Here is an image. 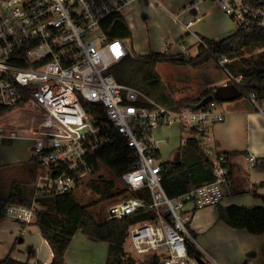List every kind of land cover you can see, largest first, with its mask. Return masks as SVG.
<instances>
[{
  "label": "built area",
  "instance_id": "1",
  "mask_svg": "<svg viewBox=\"0 0 264 264\" xmlns=\"http://www.w3.org/2000/svg\"><path fill=\"white\" fill-rule=\"evenodd\" d=\"M214 1L238 27L264 26L263 4ZM135 2L0 0V142L31 138L37 166L32 205L10 204L3 216L31 223L40 206L37 199L46 193L85 189L95 194L87 181L104 176L94 158L112 142L113 128L134 148L135 161L118 176L116 189L125 192L108 204L105 219L149 211L151 216L132 224L127 233L126 240L139 255L155 253L162 264H201L197 256L207 264H220L198 248L189 224L190 211L219 203L232 189L228 155L214 152L210 145L212 127L225 113L218 109L217 100L198 108L172 109L115 78L111 68L130 53V46L127 39L106 34L102 22L112 14L124 15ZM198 46L209 48L203 38ZM170 47L167 43L164 51ZM186 53L183 44L173 54ZM214 57L223 67L231 61L219 53ZM227 71L226 84L239 85L242 75ZM250 97L257 102L256 92ZM98 105L105 113L98 112ZM176 122L191 131L211 157L216 178L172 197L163 186V165L151 133ZM246 160L252 168L257 155L249 152ZM190 245L200 255H192Z\"/></svg>",
  "mask_w": 264,
  "mask_h": 264
},
{
  "label": "trees",
  "instance_id": "2",
  "mask_svg": "<svg viewBox=\"0 0 264 264\" xmlns=\"http://www.w3.org/2000/svg\"><path fill=\"white\" fill-rule=\"evenodd\" d=\"M252 3L264 5V0H250ZM102 28L110 37H121L133 43L132 30L122 14H112L102 22ZM209 48L198 47L197 54L189 57L183 54H169L166 51H152L147 54H128L118 64L111 68L115 78L122 83L142 90L146 95L157 102L172 108L183 109L197 108L196 105L213 90H205L199 97H185L175 99L169 88L162 80L157 66L162 62H187L193 67H198L208 62L215 53L228 56L231 61L227 63L229 70L234 75H242L238 85L243 94L256 92L257 99L264 98V56L253 62L247 61L243 65V55L246 48L253 49L264 45V26H255L251 30L241 27L221 39L203 38ZM131 48V47H130ZM186 57V59H185ZM98 112L105 113L103 106L98 105ZM112 142L102 148L94 158L98 172L105 168L111 175L94 176L87 181V186L99 196V201L108 204L117 200L125 190L119 191L118 176L128 170L135 161V150L128 144L125 136L115 129H111ZM9 140L4 139L2 143ZM30 161V162H29ZM29 161H20L0 165V221L3 213L10 204L32 205L35 188L29 187V171L34 175L37 166L32 158ZM163 186L168 195L174 197L191 188L201 186L213 181L215 168L211 157L201 148L197 139L187 138L179 147L178 161H162ZM18 171L22 179H14L13 173ZM232 170L228 177L233 179ZM18 175V174H17ZM33 178V176H32ZM256 187H264L261 181ZM82 189L64 193H46L39 197L40 208L36 211L35 223L40 227L42 235L47 239L54 257L49 264H68L65 259L66 251L75 233H82L107 241L109 243V261L107 264H137L135 259L127 256L124 248L129 227L151 216L149 211H141L121 219L96 218L90 208L92 204L83 203ZM261 197L263 204L256 206H242L231 204L227 207L230 224L235 228L246 229L252 234L264 233V195L254 192ZM192 255L200 252L192 245L189 246ZM112 258H116L117 262ZM0 264H43L32 263L29 260L21 261L8 254L0 260ZM146 264H162L159 256L153 253Z\"/></svg>",
  "mask_w": 264,
  "mask_h": 264
},
{
  "label": "crops",
  "instance_id": "3",
  "mask_svg": "<svg viewBox=\"0 0 264 264\" xmlns=\"http://www.w3.org/2000/svg\"><path fill=\"white\" fill-rule=\"evenodd\" d=\"M130 10L131 14L125 19L132 34L133 27L136 26L146 30L148 26L146 20L149 18L152 20L153 16L157 15L161 19L160 23L167 27L160 40L173 35L176 41L184 42L176 44L178 49L168 51L169 54L176 53L180 45L184 44L187 46L185 56L192 48L195 49V53H189L195 55L200 38L221 39L238 29L237 27L235 30H229L233 25L224 26L225 17H228L225 16L224 9L214 0H136ZM148 38L143 35L139 42L142 44H137V49L134 50L140 54L164 51L159 46H153ZM133 43H136L134 37ZM169 44L173 46V43ZM182 63L190 65L187 62H177L176 65ZM209 63L211 59L202 66ZM196 69L198 67H193V70ZM209 73L211 80L206 81L203 77L204 87L200 94L207 89L213 90V93L219 85L229 82L227 77L215 79V74ZM168 78L167 82L163 80L175 99L197 98L187 93V89L191 86L188 83L190 78L181 80L182 77L176 75L175 77L169 75ZM176 81L180 84L176 85ZM215 100L218 102V109L225 115L224 119L216 122L212 127L210 145L216 153H227L233 173V185L231 191L227 192L219 203L190 211L189 227L198 243V248L211 255L220 264H264V233L252 234L246 229L233 227L227 213V207L231 204L248 207L263 204L262 198L254 195V192L264 195V187H256L264 181V98L254 102L249 93L232 100ZM189 137L192 136H182L181 144ZM249 152L257 155V163L252 168L247 165L246 160ZM187 207L192 208V205L189 204ZM79 232L81 231L75 233L66 251L65 259L68 264L81 263L77 260V252L72 249L73 241ZM88 237L93 240L88 241L89 244L100 245L96 241L100 239ZM8 254L21 261L29 260L32 263L43 264L51 263L54 257L52 247L35 221L24 223L3 216L0 221V260ZM116 260L113 258V262Z\"/></svg>",
  "mask_w": 264,
  "mask_h": 264
},
{
  "label": "rangeland",
  "instance_id": "4",
  "mask_svg": "<svg viewBox=\"0 0 264 264\" xmlns=\"http://www.w3.org/2000/svg\"><path fill=\"white\" fill-rule=\"evenodd\" d=\"M130 14H131V10H127L124 13L126 19L129 17ZM224 14L225 16L228 17V18L225 17L224 26L230 27L233 25L229 30H235L238 27L237 22L233 18H231V16H229L226 12ZM160 21L161 19H159V16L156 15L153 16L152 20H150V18L146 20L148 24L146 30H144L142 27L140 28L137 26L133 27V37L136 43H130V47H131L130 54L133 55L140 54L137 51H135L134 48L137 49V44H142L139 42L143 38V35L145 38L149 37L148 39L151 40L153 46H159L161 49H165V45L167 43H173V46L170 47L171 51L178 49V46L176 44L184 43L183 41H176L173 35L167 36L163 40H160L161 36L164 35V33L167 31V27H165L163 23H160ZM189 41L190 40L188 39V42ZM155 43L156 45H154ZM189 52L195 53V49L192 48L191 50H189ZM189 52L187 54V57L191 55ZM260 56H264V45L257 46L253 49L246 48L242 58L243 60L242 64L246 65L247 61L253 62L254 60L258 59ZM176 63L177 62L160 63L157 67L158 68L157 70L158 72H160L159 74L162 80L164 79L166 82L169 79L168 78L169 75H172L174 77L175 75L176 77L180 76L182 77L181 80L190 78L191 82L189 81L188 83H190L191 86H189V88L187 89V93H191L192 97H198L204 92L203 91L200 94V92L204 87L203 77L206 78V81L211 80V75H210L211 73L208 74V72H213L215 74L214 75L215 79L221 77L229 78L228 76L229 72L227 71V69L229 70L228 66L226 67L221 66L215 57L211 59V63H209L206 66H202V65L198 66V69L196 70H193V67L190 65L189 66L184 65L185 63H182L181 65H176ZM175 83L176 85L180 84L177 81ZM10 115H12L10 116L12 119L15 116V113L12 112ZM14 122H17V120H14ZM190 135L192 136L191 131L183 129L179 122L172 123L169 125L165 124L159 126L155 128L151 133V137L157 141V146L160 150L161 161H177L179 155V147L181 145V138L182 136L188 137ZM32 144H33V140L28 137L17 138L14 140H9L4 143L0 142V165L16 163L23 160L29 161L32 158V151H31ZM102 174L106 176L111 175V173L105 168L103 169ZM13 176H15L14 179H22L21 178L22 175H19L18 171L14 172ZM32 176L33 173H31V169H30L28 176V178L30 179L29 182L30 188L34 187ZM81 192H82L81 196L83 197L82 199L83 203L92 204L90 211L96 218H98L99 220L101 219L103 221L107 213V203L104 201H99L98 199L99 196H97L96 194H88V192L85 191V189L84 190L82 189ZM40 207L41 206H39V208ZM88 241H93V240H90L88 235L82 232H79L73 241L72 249L77 252V260H80L81 262L80 264H105L110 260L109 249H108L109 244L107 241L105 242L102 240H96L97 243H100V245H95V246L89 244ZM124 248L127 253V256L128 257L131 256L133 259H135L137 264H146L148 258H150L151 255L153 254V253H148V254H144L143 256L139 255L134 250L129 240L128 241L126 240L124 244Z\"/></svg>",
  "mask_w": 264,
  "mask_h": 264
},
{
  "label": "water",
  "instance_id": "5",
  "mask_svg": "<svg viewBox=\"0 0 264 264\" xmlns=\"http://www.w3.org/2000/svg\"><path fill=\"white\" fill-rule=\"evenodd\" d=\"M186 59V57H185ZM243 94L240 87L234 83H227L219 85L213 93L205 96L197 105L196 107H201L206 105L208 102L218 99V100H232L235 99ZM197 260L201 264H207L200 256H197Z\"/></svg>",
  "mask_w": 264,
  "mask_h": 264
}]
</instances>
